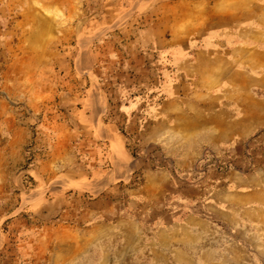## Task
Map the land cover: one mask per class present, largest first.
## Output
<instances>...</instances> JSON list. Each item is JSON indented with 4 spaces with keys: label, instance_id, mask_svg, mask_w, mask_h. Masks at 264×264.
<instances>
[{
    "label": "rangeland",
    "instance_id": "1",
    "mask_svg": "<svg viewBox=\"0 0 264 264\" xmlns=\"http://www.w3.org/2000/svg\"><path fill=\"white\" fill-rule=\"evenodd\" d=\"M208 2L0 0V264H264V145L199 135L190 80L162 110Z\"/></svg>",
    "mask_w": 264,
    "mask_h": 264
},
{
    "label": "crops",
    "instance_id": "2",
    "mask_svg": "<svg viewBox=\"0 0 264 264\" xmlns=\"http://www.w3.org/2000/svg\"><path fill=\"white\" fill-rule=\"evenodd\" d=\"M205 1L209 2L204 22L191 29L199 36L206 32L198 44L182 41L168 44L180 46L165 54L173 65V73H168L165 64L160 74L163 86L159 92L165 96L161 106L164 118L169 117L172 103L177 105L175 99L180 91L181 94L187 91L183 82L190 80L188 100L178 104L187 106L189 118L193 114L199 135L207 131L213 144L237 145L240 149L247 136L255 132L254 143L264 145V0H257L248 11L238 9L233 2L230 10L223 12L214 9L221 0ZM1 129L4 133L0 136L3 151L0 153L10 152V145H15L14 152L20 156L22 138L6 136V124H1ZM1 175L3 188H14L13 181L21 192L24 187L21 171L3 170ZM27 184H32L31 179Z\"/></svg>",
    "mask_w": 264,
    "mask_h": 264
}]
</instances>
